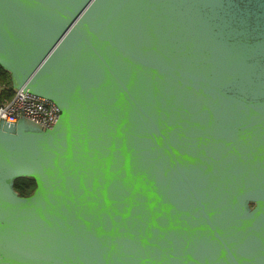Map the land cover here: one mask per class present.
<instances>
[{"label":"water","instance_id":"water-1","mask_svg":"<svg viewBox=\"0 0 264 264\" xmlns=\"http://www.w3.org/2000/svg\"><path fill=\"white\" fill-rule=\"evenodd\" d=\"M0 68L59 111L0 120V264H264V0H0Z\"/></svg>","mask_w":264,"mask_h":264},{"label":"built area","instance_id":"built-area-1","mask_svg":"<svg viewBox=\"0 0 264 264\" xmlns=\"http://www.w3.org/2000/svg\"><path fill=\"white\" fill-rule=\"evenodd\" d=\"M7 88L0 85V120L16 123L29 120L43 129L51 128L59 117L57 107L44 99L27 92L13 90L12 96L3 95Z\"/></svg>","mask_w":264,"mask_h":264},{"label":"trees","instance_id":"trees-1","mask_svg":"<svg viewBox=\"0 0 264 264\" xmlns=\"http://www.w3.org/2000/svg\"><path fill=\"white\" fill-rule=\"evenodd\" d=\"M0 85L7 88L5 92H3V95L7 98L11 97L13 94V89L11 87L10 77L9 74L3 71L0 68ZM14 190L20 195V196H27L32 193V191L35 188V183L32 179L22 178L17 179L14 181Z\"/></svg>","mask_w":264,"mask_h":264}]
</instances>
